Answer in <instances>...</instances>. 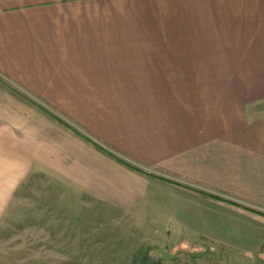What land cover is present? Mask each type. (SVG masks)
Returning a JSON list of instances; mask_svg holds the SVG:
<instances>
[{
	"label": "rangeland",
	"instance_id": "374dc122",
	"mask_svg": "<svg viewBox=\"0 0 264 264\" xmlns=\"http://www.w3.org/2000/svg\"><path fill=\"white\" fill-rule=\"evenodd\" d=\"M164 73L175 84L63 86L57 88L66 95L57 96L71 100L51 102L4 82L111 152L162 176L147 163L148 134L159 131L156 140L164 142L176 111L197 116L199 125L226 124L256 109L247 94L264 83V71ZM44 127L57 141L12 148L42 158L44 167L17 173L20 166L9 162L21 157L0 150V264H264V217L239 206L174 198L166 185L113 163L68 130L51 122ZM9 179L16 184L5 197ZM173 198L189 210L182 215L188 229L173 221Z\"/></svg>",
	"mask_w": 264,
	"mask_h": 264
},
{
	"label": "crops",
	"instance_id": "0c3cea01",
	"mask_svg": "<svg viewBox=\"0 0 264 264\" xmlns=\"http://www.w3.org/2000/svg\"><path fill=\"white\" fill-rule=\"evenodd\" d=\"M187 69L264 71V0H0V150L21 157L9 162L20 166L17 173L44 167L42 158L12 148L57 141L44 127L51 122L133 174L166 185L174 198L239 206L264 217L263 81L247 94L256 109L226 124L199 125L197 116L176 111L164 142L156 140L159 131L148 134L147 163L162 169L159 177L100 151L4 82L51 102L71 100L57 96L63 94L57 87L175 84L164 71ZM13 180L4 183L5 197ZM174 198L173 221L188 229L182 215L189 210Z\"/></svg>",
	"mask_w": 264,
	"mask_h": 264
},
{
	"label": "trees",
	"instance_id": "16d2710c",
	"mask_svg": "<svg viewBox=\"0 0 264 264\" xmlns=\"http://www.w3.org/2000/svg\"><path fill=\"white\" fill-rule=\"evenodd\" d=\"M15 90V89H14ZM14 94L21 97L22 99H24L28 104L36 107L38 110H40L41 112H43L44 114L48 115L49 117H51L53 120H55L56 122H58L59 124H61L62 126L68 128L69 130L73 131L76 135L80 136L81 138H83L85 141L91 143L92 145H94L97 149H99L100 151L106 153L107 155H109L110 157L114 158L115 160H117L118 162L126 165L128 168H130L131 170L135 171V172H139L145 175H151V176H156L155 174H153L152 172L149 171H145L141 168H138L137 166L133 165L132 163H130L129 161L125 160L124 158L120 157L117 155V153L111 152L108 148L103 147L101 144H99L98 142H96L94 139L90 138L88 135H86V133L81 132L80 130L76 129L75 127H73L72 125H70L69 123H67L65 120H63L62 118H60L59 116H57L56 114H53L47 107L42 106L34 101H32L31 99L23 96L21 93H18L16 90L14 91ZM159 177V176H158ZM212 198L217 199V197L215 196H210Z\"/></svg>",
	"mask_w": 264,
	"mask_h": 264
}]
</instances>
